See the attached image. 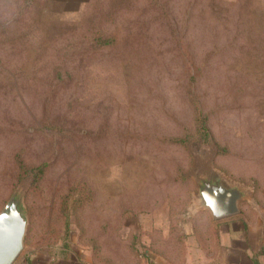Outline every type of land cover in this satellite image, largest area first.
Instances as JSON below:
<instances>
[{
  "label": "rangeland",
  "instance_id": "rangeland-1",
  "mask_svg": "<svg viewBox=\"0 0 264 264\" xmlns=\"http://www.w3.org/2000/svg\"><path fill=\"white\" fill-rule=\"evenodd\" d=\"M199 162L238 214L194 209ZM17 190L12 264H184L187 227H264V0H0V210Z\"/></svg>",
  "mask_w": 264,
  "mask_h": 264
},
{
  "label": "crops",
  "instance_id": "crops-1",
  "mask_svg": "<svg viewBox=\"0 0 264 264\" xmlns=\"http://www.w3.org/2000/svg\"><path fill=\"white\" fill-rule=\"evenodd\" d=\"M187 227L184 264H264V227ZM176 264V262H174ZM166 263L160 260L159 264ZM16 264H92L80 253L30 251Z\"/></svg>",
  "mask_w": 264,
  "mask_h": 264
},
{
  "label": "water",
  "instance_id": "water-1",
  "mask_svg": "<svg viewBox=\"0 0 264 264\" xmlns=\"http://www.w3.org/2000/svg\"><path fill=\"white\" fill-rule=\"evenodd\" d=\"M197 192L196 211H207L213 220L239 213V203L247 198L245 186L227 180L220 172L198 163L193 172ZM27 214L22 191H15L0 210V264H12L23 248Z\"/></svg>",
  "mask_w": 264,
  "mask_h": 264
}]
</instances>
